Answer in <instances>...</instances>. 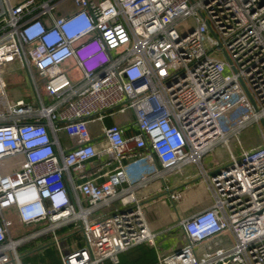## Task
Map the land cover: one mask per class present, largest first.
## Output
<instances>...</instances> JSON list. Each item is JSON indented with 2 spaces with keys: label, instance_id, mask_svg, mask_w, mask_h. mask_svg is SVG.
<instances>
[{
  "label": "built area",
  "instance_id": "built-area-1",
  "mask_svg": "<svg viewBox=\"0 0 264 264\" xmlns=\"http://www.w3.org/2000/svg\"><path fill=\"white\" fill-rule=\"evenodd\" d=\"M74 5L59 15L56 0H0V264H22L19 249L43 236L59 245L57 231L70 225L85 244L63 264H119L155 243L137 189L191 165L213 203L180 220L181 246L158 264H264V0ZM186 19L194 27L181 34ZM70 60L77 83L62 69ZM16 64L37 103L9 100L3 71ZM114 111L133 112L139 133L103 126L97 146L90 122ZM251 129L257 136L244 143ZM220 146L239 155L210 173L202 159ZM13 217L40 228L14 236Z\"/></svg>",
  "mask_w": 264,
  "mask_h": 264
},
{
  "label": "crops",
  "instance_id": "crops-1",
  "mask_svg": "<svg viewBox=\"0 0 264 264\" xmlns=\"http://www.w3.org/2000/svg\"><path fill=\"white\" fill-rule=\"evenodd\" d=\"M11 1L17 3L22 0ZM56 2L59 4V15H69L76 11L74 0H56ZM48 23H51V21H48ZM69 66H75L77 68L75 60H70L64 65V68ZM64 68L62 67L63 70ZM70 78L75 83L79 82L82 79L81 71L77 68L76 72H74ZM41 98L45 106L52 104V101L47 98L46 93L45 96L41 95ZM21 99H24L27 102L37 103L34 98L30 99L27 96L24 97L20 94L14 98V102ZM113 124H118L123 128L126 138L135 137L139 133L133 112L126 111L125 113H120L114 111L106 115L102 122H90L93 143L97 146L104 144L102 127H110ZM245 135L248 136V140L245 141L248 143L250 141L249 139L257 136V133L254 129H251L243 136ZM60 139L62 148L65 151L69 150L71 148L70 143L63 132L60 133ZM232 154L239 155V149L236 148L235 151H230L227 147L220 146L212 153L203 157L202 165L210 173L217 172L230 161ZM123 163L127 164L129 163V160H124ZM111 170H113V167L106 168L101 173L105 174ZM93 171L94 170L92 169L89 170L90 177L96 176L93 174ZM104 181L105 177L99 179V182ZM77 183H80V181L77 180ZM136 193L143 200L146 220L151 232L156 235L155 243L154 245H139L121 254L119 264H158L159 258L166 254L173 253L181 246L179 229L180 220L189 218L199 211L210 208L213 203L209 191L199 178L198 168L193 165L186 166L182 171L168 175L165 180L155 179L150 182L147 187L137 189ZM173 193L181 196L178 202L172 200L171 194ZM21 227V231H28L29 229L31 232L40 228V226L37 225L33 227ZM63 230L65 231L62 232ZM58 233H61L60 237L63 239V241L57 245L62 259L67 254L83 247L85 244L80 229L74 225L60 229L57 231V236ZM50 236L51 235L40 238L47 241L53 238ZM221 241L226 245L232 243V239L229 235L223 236ZM55 264L61 263L58 262ZM107 264L112 263L108 262Z\"/></svg>",
  "mask_w": 264,
  "mask_h": 264
},
{
  "label": "rangeland",
  "instance_id": "rangeland-1",
  "mask_svg": "<svg viewBox=\"0 0 264 264\" xmlns=\"http://www.w3.org/2000/svg\"><path fill=\"white\" fill-rule=\"evenodd\" d=\"M194 27V23L191 19L184 20L180 26L178 27V30L181 34L188 32ZM221 57V56H220ZM63 64L62 67L64 68ZM75 66H69L67 68H64L66 74H68L69 77H72V74L76 72ZM4 77L8 83V98L11 102L14 101V98L20 94L21 96H27L28 98L32 99L34 98L35 101H37L35 98L37 97L34 88L32 86L30 77L26 71L21 65L16 64L12 68H5L4 69ZM39 90L41 91V95L45 96V90L44 85L45 81L40 80L39 83ZM40 94V92H39ZM256 136V135H255ZM242 140L244 143L248 140V136H242ZM16 162L18 160H15ZM120 205L118 203H115L112 206V210L118 208ZM14 220V229L13 234L21 236H25L27 234H30L31 230L28 229V231H21L22 225H19V222L17 221V218L13 217ZM20 228V230H19ZM63 230L62 232H64ZM61 233H58V237L60 242L63 241V239L60 237ZM51 237V236H50ZM39 242V243H38ZM19 255L22 261V264H55L60 262L63 264V259L59 253V248L56 244V242L53 240V238L49 240L44 239H37L32 240L30 242L25 243L20 249H19Z\"/></svg>",
  "mask_w": 264,
  "mask_h": 264
},
{
  "label": "trees",
  "instance_id": "trees-1",
  "mask_svg": "<svg viewBox=\"0 0 264 264\" xmlns=\"http://www.w3.org/2000/svg\"><path fill=\"white\" fill-rule=\"evenodd\" d=\"M33 73H34V76H35V79H36L37 83H39V81H40L41 79H40V77H39L37 71L34 70Z\"/></svg>",
  "mask_w": 264,
  "mask_h": 264
},
{
  "label": "water",
  "instance_id": "water-1",
  "mask_svg": "<svg viewBox=\"0 0 264 264\" xmlns=\"http://www.w3.org/2000/svg\"><path fill=\"white\" fill-rule=\"evenodd\" d=\"M262 125H263V127H264V122H262Z\"/></svg>",
  "mask_w": 264,
  "mask_h": 264
}]
</instances>
